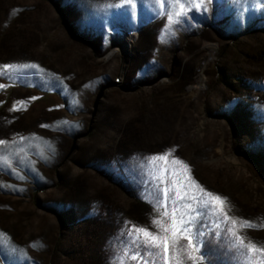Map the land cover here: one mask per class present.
Returning <instances> with one entry per match:
<instances>
[{"label": "rangeland", "instance_id": "rangeland-1", "mask_svg": "<svg viewBox=\"0 0 264 264\" xmlns=\"http://www.w3.org/2000/svg\"><path fill=\"white\" fill-rule=\"evenodd\" d=\"M177 8L0 0V264H117L127 222L161 215L163 153L264 225V0L205 2L169 31ZM116 53L110 76L99 60ZM229 226L207 224L200 264H233ZM240 231L264 242V227Z\"/></svg>", "mask_w": 264, "mask_h": 264}, {"label": "snow or ice", "instance_id": "snow-or-ice-1", "mask_svg": "<svg viewBox=\"0 0 264 264\" xmlns=\"http://www.w3.org/2000/svg\"><path fill=\"white\" fill-rule=\"evenodd\" d=\"M205 2L211 3L212 0H154L161 8L165 4L169 8L178 6L175 13L169 11L166 14V29L173 23H183V18H188L187 13L193 7L197 11L206 10L201 9ZM122 3L135 6L136 0H122ZM173 16L176 17L175 21ZM11 67L13 66L10 64L3 65L5 69ZM3 87L4 85L0 84V88ZM6 143L5 140H0V145ZM167 156L168 153H163L151 158H159L164 162V168L159 170L162 175L153 177L158 186L163 185L158 202L154 206L162 210L161 215L152 217V227L127 222L130 224V227L126 228L127 240L114 257L117 264H124V257L136 260L137 264H157L156 257L159 258V264H200L210 255L209 252L202 251L206 243L204 237L207 224L212 223L219 227L226 221L231 222V226L226 228V235L233 264H264V242H259L240 231L242 228L251 229L254 225L259 228L264 225L231 214L232 205L227 197L201 185L191 174L190 166L186 162L178 157L169 161ZM177 165L180 167H176ZM168 176L173 179L169 181ZM219 236L220 233L217 232L216 237ZM147 257L154 259L148 260ZM209 264L214 262L209 259Z\"/></svg>", "mask_w": 264, "mask_h": 264}, {"label": "trees", "instance_id": "trees-1", "mask_svg": "<svg viewBox=\"0 0 264 264\" xmlns=\"http://www.w3.org/2000/svg\"><path fill=\"white\" fill-rule=\"evenodd\" d=\"M56 19V18H55ZM61 35L63 34V33H60ZM59 34V35H60ZM136 46H138L139 47V45H137L136 44ZM130 51V50H129ZM84 55H86V56H88V57H90L92 54H91V51L90 50H86L85 51V53H84ZM101 56V55H100ZM119 56H121L119 53H116L114 56H112L110 59H108L109 61H107L106 59H102V60H99V62H104V64H106L107 66H108V75L110 74V76H112V75H114V74H116V73H119V72H122V66H121V62H119L118 61V59H119ZM160 61L164 64L165 62H166V60L164 61L163 59V55L161 56L160 55ZM166 59V58H165ZM74 62H73V64H79L80 63V58H76V59H74L73 60ZM192 65V64H191ZM124 69H125V67H124ZM126 70V69H125ZM78 71V70H77ZM127 71L128 70H126L124 73H123V76H122V82H125L126 81V78L124 77V75L125 74H127ZM101 74V73H100ZM192 87V86H191ZM110 99L107 101V105H110L111 103H113L114 102V100H116L114 97H112L113 96V93H111L110 94ZM136 96L137 95H135V94H133V95H131V96H128V98H123V99H120L121 101L122 100H132V99H135L136 98ZM189 99V101H186L185 102V104H182L181 105V111L183 112V114H185L187 117H194L193 115H192V113H191V104H192V100L190 99V97L188 98ZM178 107H179V105H178ZM128 116V115H127ZM166 118L167 119H169L170 118V116H166ZM190 120H192L191 118H190ZM194 120H196V118H193V120H192V122L194 121ZM191 122V123H192ZM223 125V124H222ZM193 138V140H195V141H199V140H201V139H199V138H197V137H194V136H192ZM242 136H241V138H238L239 140H238V142L239 141H242ZM243 145V144H242ZM238 146H240L241 147V145L238 143ZM244 146V145H243ZM243 178V177H242Z\"/></svg>", "mask_w": 264, "mask_h": 264}, {"label": "bare ground", "instance_id": "bare-ground-1", "mask_svg": "<svg viewBox=\"0 0 264 264\" xmlns=\"http://www.w3.org/2000/svg\"><path fill=\"white\" fill-rule=\"evenodd\" d=\"M116 49L121 50L122 54H127L129 52L127 45L123 44L122 42L118 43V47Z\"/></svg>", "mask_w": 264, "mask_h": 264}]
</instances>
